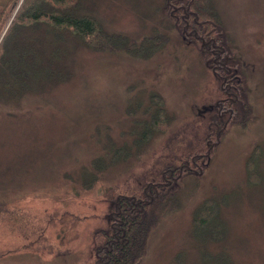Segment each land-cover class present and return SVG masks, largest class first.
<instances>
[{"label":"rangeland","instance_id":"1","mask_svg":"<svg viewBox=\"0 0 264 264\" xmlns=\"http://www.w3.org/2000/svg\"><path fill=\"white\" fill-rule=\"evenodd\" d=\"M213 1L219 36L240 60L245 116L225 129L206 169L178 183L179 207L153 226L138 264H170L180 250L181 264H264V0ZM168 2L74 6L134 47L156 36L160 45L146 54L90 47L67 31L55 40L43 24L0 71V199L17 211L12 222L0 220V264H95L112 190L138 183L169 152L181 132L174 131L189 120L201 126L198 119L221 100L211 55L182 30L179 7ZM154 94L172 122L134 144L144 131L135 121L149 116L144 109ZM122 145L131 153L113 157ZM211 197L222 205L223 238L202 245L193 214ZM32 223L45 227L30 236Z\"/></svg>","mask_w":264,"mask_h":264},{"label":"trees","instance_id":"2","mask_svg":"<svg viewBox=\"0 0 264 264\" xmlns=\"http://www.w3.org/2000/svg\"><path fill=\"white\" fill-rule=\"evenodd\" d=\"M170 1L168 3H174L179 7L182 30L200 39L205 52L211 55L207 64L214 70V77L218 83H223L219 92L222 97L221 100L215 101L210 116L198 119L201 126L197 125V120H189L174 131L181 132L173 136L174 142L169 152L157 159L153 166L141 172L138 183L124 189L117 187L112 190V194L107 193V196L110 194L111 203L110 222L108 228L101 233L102 238L96 246L95 264H138L145 255L147 239L153 226L163 215L179 207V198L176 195L178 183L189 174H201L206 169L213 149L225 129L240 123V118L243 119L245 116L240 60L236 58L234 49L228 47L227 39H223V35L219 36L222 31H219L220 18L214 1ZM78 2L79 0H0V34L13 13L0 43V71L3 67L11 65L10 57L16 53L15 49L18 46L24 45L22 41L30 37L28 33H39L43 24L52 30L55 40L62 39L64 31L70 34L73 32L83 44L90 47L126 50L131 51L132 55L146 54L160 45L156 36L134 47L135 44L126 36L110 35L95 17L86 12L79 13L76 10L78 7L74 8ZM24 38L26 39L22 40ZM213 94L214 92L211 95ZM150 99L149 106L144 109L145 114L150 113L149 116L135 121L144 131L140 138L135 139L134 144L137 141L150 140L154 129L164 131L172 122L164 98L154 94ZM209 108L211 106L203 107L202 115L209 111ZM120 153L127 155L131 153L130 146H118L113 157H118ZM16 212L9 208L4 199H0L1 221L12 222ZM221 216L222 205L218 200L213 197L205 199L193 214L194 238H199L197 240L202 245L213 239H222L221 231L218 233V230L223 228ZM32 227L29 235L35 236L37 228L42 230L45 225L32 223ZM44 239L45 236L41 235V240L38 239L39 244L37 242L35 244L37 249L42 248L40 244ZM181 255L180 250L170 264H181Z\"/></svg>","mask_w":264,"mask_h":264}]
</instances>
